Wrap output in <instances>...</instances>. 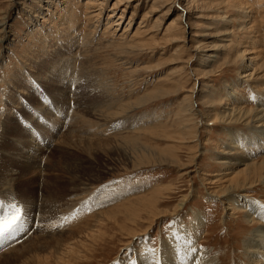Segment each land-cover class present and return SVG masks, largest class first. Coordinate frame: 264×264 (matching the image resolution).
I'll return each mask as SVG.
<instances>
[{
    "label": "rangeland",
    "instance_id": "374dc122",
    "mask_svg": "<svg viewBox=\"0 0 264 264\" xmlns=\"http://www.w3.org/2000/svg\"><path fill=\"white\" fill-rule=\"evenodd\" d=\"M93 1L0 0V202L5 213L9 204L22 209L17 229L0 237V264H31L32 244L46 242L48 251L35 261L45 264L52 247L93 225L100 238L77 239L72 264H147L175 222L124 218L126 207L145 209L147 199L168 201L161 211L185 204L176 218L193 243L185 254L197 260L185 256L182 264L206 263L203 255L215 264H263L257 247L246 248L259 221L242 207L264 205V184L232 194L243 202L231 206L214 193L227 184L221 177L234 138L254 131L226 114L264 110V79L239 84L252 72V58L264 60V0H163L154 11L155 0L115 10L118 0ZM184 10L191 27L178 37L170 23ZM122 13L117 30H108ZM198 42L204 51L189 49ZM190 105L210 112L196 117V134L182 131L193 117ZM146 147L170 161L156 164Z\"/></svg>",
    "mask_w": 264,
    "mask_h": 264
},
{
    "label": "bare ground",
    "instance_id": "6f19581e",
    "mask_svg": "<svg viewBox=\"0 0 264 264\" xmlns=\"http://www.w3.org/2000/svg\"><path fill=\"white\" fill-rule=\"evenodd\" d=\"M91 3L95 4V1L90 0ZM132 0H118L115 4H114V9L117 8L120 4L125 3L126 5H129L130 2ZM104 2V1H103ZM102 3V2H101ZM97 4V3H96ZM190 4V3H189ZM93 5V4H92ZM171 5V4H170ZM239 5L242 6L243 3L239 2ZM103 6V5H102ZM166 6V1L163 0H155L153 2V6L151 8V11H154L156 9L162 8ZM169 6V5H168ZM173 7V6H172ZM172 7L169 8V10H167V12L170 14V12L172 11ZM191 6H188V8H191ZM103 8V7H101ZM167 9V8H166ZM239 10V9H238ZM125 11V10H124ZM159 11V10H158ZM165 11V10H164ZM186 11L188 12V9H186ZM185 10L183 11V13H181L179 15L178 18L174 19L171 21L170 26H171V31H175L176 35L178 37L180 36H184L185 34V30L187 29V27H191V25H189L187 23V15L185 16ZM114 12V11H113ZM150 12V11H149ZM96 13V12H95ZM94 13V14H95ZM154 13V12H151ZM244 13V12H243ZM187 14V13H186ZM124 14L122 13L119 16V19L117 21H115L116 23L112 22H108L107 26H108V30L109 29H113L112 26H114V29L119 27L121 22L123 21L124 18ZM94 17V16H93ZM96 17V16H95ZM112 17V16H111ZM110 17V18H111ZM184 17H186V19L184 20ZM92 19V18H91ZM184 21V24H183ZM254 21V20H253ZM252 22V21H251ZM254 23V22H252ZM113 24V25H112ZM131 24V22L129 23ZM128 27L130 25H127ZM169 26V27H170ZM127 27V28H128ZM117 29H115L116 31ZM129 29H126L124 31V36L126 37V34L128 33ZM160 30V29H159ZM3 31V30H2ZM115 33V32H114ZM138 33V31L136 32ZM135 33V34H136ZM190 34V33H189ZM191 35V34H190ZM136 36V35H134ZM174 36V35H173ZM176 36V37H177ZM124 37V38H125ZM137 37V36H136ZM191 37V36H190ZM193 37V35H192ZM4 39V37L2 38ZM2 39L0 40V42H2ZM196 41V40H195ZM138 42V41H137ZM173 43L178 42L176 39L174 41H172ZM191 42V39H190ZM126 43V42H125ZM200 42H198V44L196 46H191L189 47V49H191L192 51H204V46L202 44H199ZM139 44V43H138ZM151 44V43H150ZM195 45V44H194ZM145 46V44L143 45ZM140 47H142V45H140ZM131 50V49H129ZM134 50V49H133ZM206 52V51H205ZM202 53V52H201ZM242 54V53H241ZM210 57H215L214 55H209ZM257 57H254L251 59V64L249 67H252L251 69V73L247 74L248 70L245 71V73L242 74V76L240 77V81L239 84L247 82H253L254 80H262L264 79V60L260 59ZM208 58V57H207ZM245 58V51L243 52V54L241 55V59L244 60ZM258 58V59H257ZM233 59V58H232ZM248 68V67H247ZM199 70V69H197ZM76 71V70H75ZM250 71V70H249ZM84 72V71H83ZM197 73V71L195 72ZM194 73V74H195ZM204 73V72H203ZM256 74V75H255ZM245 80V81H242ZM242 81V82H241ZM256 82V81H255ZM200 83V82H199ZM197 84V83H196ZM195 84V85H196ZM238 84V85H239ZM251 84V83H250ZM252 85V84H251ZM250 85V86H251ZM234 87H231L229 90L233 91ZM234 92V91H233ZM159 94V93H158ZM160 96V95H159ZM158 96V97H159ZM258 96V95H257ZM157 97V96H156ZM151 97L148 96V99H150ZM234 103L237 102V99L235 96L232 97ZM68 99V98H67ZM147 99V98H146ZM257 99V98H256ZM262 103V102H261ZM235 108V107H234ZM232 108V113L230 111V113L226 114L228 115L227 119L229 122H234V121H238L241 120L243 122H245L246 124H252L254 127V131L252 133H250L249 135H244V134H239L234 138V143H232V147H229V152L228 154H225L227 157L224 158V160L226 161V172L224 173L225 175H223L221 177V179H225L227 184L225 186L222 187V189L220 191H215L214 194H217L218 197L220 198H226L228 199V203L230 205V202L232 203H241L243 202L241 199L239 198H233L232 194H238V193H247L249 190L251 189H255L257 186H260L261 184H264V159L259 163L256 162L251 156H253V154H261L264 155V110H257L255 111V113L253 115H250L251 111L248 112H242V111H237L236 109L233 111ZM125 109V108H124ZM128 109V108H127ZM131 109V107H130ZM226 111V110H225ZM253 113V112H251ZM187 114V113H186ZM189 114L191 115L192 119L184 126H182V131H185L186 129L191 131L192 134L193 133H197L196 131V126L195 124H197L195 121L197 120V118L202 120L206 117L210 115V112H207L206 114H203L202 111H197L194 107V105H190L189 106ZM74 115V114H73ZM188 116V115H187ZM197 117V118H196ZM249 117L251 119H249ZM143 118V117H142ZM144 119V118H143ZM158 119V118H157ZM240 137V140H237ZM38 144V143H37ZM234 151V152H233ZM144 152L147 153V155L152 156L155 160L154 162H156V164H165L166 162H168V160L170 161V155L165 154L164 152H157L156 150H152L148 147H146L144 149ZM223 154V156H225ZM259 156V155H258ZM143 160V159H142ZM195 161V160H194ZM221 162V161H220ZM137 167V166H136ZM196 167V166H195ZM185 169L189 168L188 166L184 167ZM194 169V168H193ZM197 171V170H196ZM187 173V172H186ZM214 181V180H213ZM222 181V180H221ZM127 190H129L127 188ZM217 192V193H216ZM42 196V195H41ZM243 196V195H242ZM80 197V196H79ZM82 197V196H81ZM245 199V195L243 196ZM31 199V198H30ZM146 199H139L137 202H142L145 200L146 203ZM163 200V199H162ZM165 200V199H164ZM158 201L157 199H147L148 204H146L145 209H143L142 206H140V208L137 210V212H131L130 209L133 206V204L131 205H127L128 207H126V214H124V218L128 221H131L132 223L138 224V218H137V214L139 213V216L141 219L140 222L142 223H149L153 224L157 221L158 218H168V217H172L173 220H175V222L171 225V233L169 238V241L166 243H163L161 245V253L159 252L158 254L155 253V255L149 254L147 253L146 257L147 259L145 260L147 264H182V259L183 257H187V259L191 262L193 260V258L195 259L193 262H195L197 260V258H195L194 255H192V258H190L191 254H185L186 248H192L193 243L190 241V236L185 234V227L182 228L181 223H180V219L176 218L178 213L182 210V207L184 208L185 204L183 202H181L177 207L174 208V211H169V210H158V208L160 206H163L165 203H167L168 201ZM168 200V199H167ZM32 201V200H31ZM84 201V200H83ZM185 201V200H184ZM33 203V202H32ZM78 203V202H77ZM133 203V202H132ZM144 203V202H142ZM45 204V203H44ZM75 204V203H74ZM79 204V203H78ZM42 205V204H41ZM57 205V204H56ZM72 205V204H71ZM93 205V204H92ZM231 206V205H230ZM229 206L228 210H232L230 209L231 207ZM49 207V206H48ZM54 207V206H53ZM57 207V206H56ZM36 208V207H35ZM47 208V206H46ZM123 205L122 207L118 208V211L123 210ZM55 209V208H54ZM96 209V208H95ZM164 209V208H163ZM242 209H246L249 211V218L251 219V221L254 220V218H257L258 221L260 222H254L255 224H257L258 229L249 237V240L246 242V248L250 249L252 252L254 251L253 248L257 247L258 248V253L260 255H264V251L262 249H264L263 245L264 244V205H259V204H247L245 206V208L242 207ZM59 210V209H57ZM98 210V209H97ZM135 210V209H134ZM41 211V210H40ZM129 211L131 213H129ZM27 212V211H26ZM146 212V216L147 219L145 220L143 217H141L142 213ZM117 213V212H116ZM30 214V213H29ZM95 214V213H94ZM105 213L99 214L100 218H105L104 215ZM108 215V213H106ZM46 215V214H45ZM44 215V216H45ZM65 215V214H64ZM106 215V216H107ZM117 215V214H116ZM116 215L114 212L110 213L108 216L110 217H115L114 220H116L115 222L118 223L119 225V220H117L118 218H116ZM123 215V214H122ZM43 216V217H44ZM50 218V217H49ZM54 218V217H53ZM52 218V219H53ZM59 218V217H58ZM107 218V217H106ZM51 219V220H52ZM77 219V218H76ZM97 219V218H96ZM108 219V218H107ZM113 219V218H111ZM38 220V219H37ZM44 220V219H43ZM43 220H41V222H43ZM79 220V219H78ZM103 220V219H102ZM49 221V220H48ZM60 221V220H59ZM63 221V220H62ZM62 221L60 223H62ZM71 221V220H70ZM94 221V220H93ZM204 221V220H203ZM249 221V220H248ZM53 222V221H52ZM92 222V221H91ZM100 220L96 221L95 224H99ZM53 224V223H52ZM58 224V223H57ZM56 225V224H55ZM60 225V224H58ZM69 225V224H68ZM84 225V224H83ZM200 225L202 226V220L200 218V216H197V218H195V226L196 228L200 227ZM62 226H64L62 224ZM70 226V225H69ZM73 226V225H72ZM97 226V225H96ZM95 226V227H96ZM57 227V226H56ZM92 227V226H91ZM140 227V225H139ZM76 228V227H74ZM149 226H147V228L145 230H142V232L140 233V236H144L145 234H147V232L149 231ZM64 229V228H63ZM94 225L91 229H85V230H80V231H76L72 234H70V237L68 236V238L64 239L63 244H59L58 246H54L53 248V254L52 256L48 257V260L45 262V264H72V257L75 254V250L72 251L71 248L74 247V245H77L78 243H80V241H78L77 239L82 238V236L84 235H88V237H92L93 234L95 235V233H98V235H96L97 238H100L99 235V231L101 230H94ZM101 229V228H100ZM40 230V229H39ZM61 231V230H60ZM138 232V231H136ZM136 232H128L130 234V237L133 238V236H137L135 235ZM36 233V232H35ZM34 233V234H35ZM90 234H92L90 236ZM36 235V234H35ZM34 235V236H35ZM31 239V237H30ZM29 239V240H30ZM52 239V238H50ZM90 239V238H89ZM91 239H96L95 237H92ZM54 240V239H53ZM52 241V240H51ZM93 241V240H92ZM51 244V243H50ZM48 244V245H50ZM146 244V243H145ZM47 243H40V244H32L31 246V251L28 254H31V264H35V261L38 260V258L40 259L39 256H42L40 254H42V252H46L47 250ZM52 246V245H51ZM50 246V248H51ZM49 249V247H48ZM75 249V248H74ZM79 249V248H78ZM146 249V248H145ZM70 250L72 252H70ZM87 250V249H85ZM249 250V251H250ZM82 251V250H81ZM263 251V252H262ZM50 252V251H49ZM88 252V251H87ZM133 252V251H132ZM162 252H163V256H162ZM78 253V250H77ZM77 255V254H76ZM2 256H4L2 254ZM25 256V255H23ZM80 256V255H79ZM207 255H203L202 258L204 261H206V263L204 262H200L198 260V264H215L214 263H209L206 259ZM1 257V256H0ZM78 257V256H77ZM42 258V257H41ZM45 259V258H44ZM52 259L55 261H52ZM176 259V261H174ZM2 260V259H1ZM46 260V259H45ZM4 261V260H3ZM7 261V260H6ZM39 261V260H38ZM191 262V263H193ZM38 263V262H37ZM36 263V264H37ZM253 264H258V261H254L252 262ZM40 264V263H38ZM264 264V263H263Z\"/></svg>",
    "mask_w": 264,
    "mask_h": 264
},
{
    "label": "snow or ice",
    "instance_id": "6c2138e0",
    "mask_svg": "<svg viewBox=\"0 0 264 264\" xmlns=\"http://www.w3.org/2000/svg\"><path fill=\"white\" fill-rule=\"evenodd\" d=\"M8 211L5 213L4 205L0 202V237H4L14 232L22 219V209L16 204H9Z\"/></svg>",
    "mask_w": 264,
    "mask_h": 264
}]
</instances>
